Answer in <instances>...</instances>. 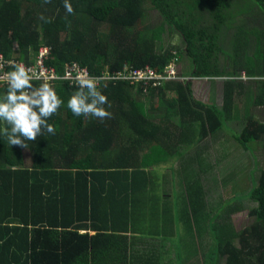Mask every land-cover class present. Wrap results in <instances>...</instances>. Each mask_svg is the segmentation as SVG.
Listing matches in <instances>:
<instances>
[{
	"label": "trees",
	"instance_id": "1",
	"mask_svg": "<svg viewBox=\"0 0 264 264\" xmlns=\"http://www.w3.org/2000/svg\"><path fill=\"white\" fill-rule=\"evenodd\" d=\"M71 3L73 15L63 0H0L3 72L47 47L44 65L60 75L76 64L115 77L101 87L104 120L73 115L76 85L53 83L64 105L48 121L55 134L29 142V165L0 135V264H264V121L253 112L264 109V0ZM151 9L161 22L139 27ZM173 63L191 66L178 78L225 79L222 109L197 102L186 81L135 78L147 67L167 76ZM235 119L237 133L226 130ZM224 144L220 161L212 152ZM211 158L224 166L218 197L199 175L213 177ZM164 180L173 196L160 211ZM246 212L237 231L231 216Z\"/></svg>",
	"mask_w": 264,
	"mask_h": 264
},
{
	"label": "clouds",
	"instance_id": "2",
	"mask_svg": "<svg viewBox=\"0 0 264 264\" xmlns=\"http://www.w3.org/2000/svg\"><path fill=\"white\" fill-rule=\"evenodd\" d=\"M52 0H44L45 4ZM66 13L73 15L74 8L71 0H63ZM45 23H51L50 18L42 14L39 17ZM3 57H0V61ZM5 63L13 70L0 75V82L6 85V92L0 96V121L4 127L0 128V135L6 137L10 146H19L25 150L30 147L29 142L43 136L45 132L55 134L54 125L49 119L64 105V100L57 94L50 83L33 85L34 79H39L31 68L24 64L8 60ZM178 69L179 64L177 65ZM4 63H0V69ZM105 75H90L87 70H81L74 82L77 90L67 100V108L77 117H93L100 120L111 118L112 113L104 107L110 108L107 96L102 94L101 87L106 86Z\"/></svg>",
	"mask_w": 264,
	"mask_h": 264
},
{
	"label": "crops",
	"instance_id": "3",
	"mask_svg": "<svg viewBox=\"0 0 264 264\" xmlns=\"http://www.w3.org/2000/svg\"><path fill=\"white\" fill-rule=\"evenodd\" d=\"M185 66L186 65H184L182 68L180 67L178 69V71H180V70H181V72L184 70L190 71L191 66L187 65L188 66L187 69H185ZM184 73H185V71H184ZM185 75L187 77H179V78L177 77L175 79H170L168 81L177 80V79L182 80V81H186L187 83L191 84L192 94L194 96V99L197 102H200L202 104H207L210 106L213 105L216 108L222 109V107H223V105H222V103H223L222 102V88H223V80H225V79H223V78H214V79H212V78H192L191 76H188L190 74H185ZM155 88H157V87H155ZM173 95H174L173 93L168 94L169 98H170V96H173ZM224 121H225L224 124L227 127L226 130L231 129L230 131L237 133L238 126H240V124L238 122H236V121H238L237 119L231 120L228 122H226V120H224ZM206 140L209 141L210 139L206 138ZM238 147H239V143H237L236 149ZM256 148H257V150L262 149L261 146H259V145H257ZM226 152H227V148H226V144H224L218 150L213 151L212 156L214 154L218 155V159L221 161V155L226 153ZM240 152H241V148H240ZM263 152H264V149H263ZM213 160H215V159L211 158L208 160L210 162V164L211 163L213 164V173H212L213 177H211L209 174L210 170L208 172H206L205 174L200 172L199 175H200V178L203 179L207 185L210 184L211 186L214 187L215 190L212 191V193L219 192L218 195H216V197H218L221 193L220 169L224 168V166L222 167V166L216 164ZM236 160H238V159H236ZM238 162H239V164H238ZM223 163L225 164V162H223ZM235 163L242 166L243 161H237ZM229 166L230 167L228 169H232V168L236 169L233 164L229 165ZM164 167L165 166H162V169H163L162 173L166 174V172L164 171ZM243 167H244V165H243ZM195 170L197 171L198 169H195ZM163 174H162V177L164 179ZM236 174L238 177L232 176L234 184H235V181H238L240 178L238 173H236ZM215 178H216V180H215ZM180 184H182L181 181H180ZM182 186H183V184H182ZM168 188H170V187L167 184H165V180L162 182V184H159L156 186L155 194L158 196V202H159L158 208L160 211L162 210V204L165 203L164 201H167L169 198H171L173 196V190L171 191V189H173V187H171L170 189H168ZM224 193H221V194H224ZM155 201L157 202V199ZM159 210H157V211L159 212ZM202 233H204V232H202ZM204 256H205V254H204Z\"/></svg>",
	"mask_w": 264,
	"mask_h": 264
},
{
	"label": "built area",
	"instance_id": "4",
	"mask_svg": "<svg viewBox=\"0 0 264 264\" xmlns=\"http://www.w3.org/2000/svg\"><path fill=\"white\" fill-rule=\"evenodd\" d=\"M41 48V47H40ZM39 48V49H40ZM49 50L47 47H43V49L38 50V53L34 56V63L29 66L28 68L32 69V72L39 77V79H34L36 81L40 82H47V83H55L58 81H67L70 84H74V77L81 71V70H87L86 68H80L76 64H72L68 67H65V73L64 74H58L57 71L53 67H48L44 65V61L47 60ZM1 63H3L1 61ZM176 64L173 63L167 70V76H159L157 75L151 68H145L140 71H136L135 78L139 80H144V84L151 83L152 86L158 87L162 84L163 81H168L170 79L177 78V71L178 68H176ZM3 69H0V75H2ZM88 72V71H87ZM119 74V73H118ZM102 75H105L108 77L104 82L113 81L115 80L114 76H109L107 73H104ZM120 75V74H119ZM117 78V77H116ZM2 83V82H0ZM145 86V85H144Z\"/></svg>",
	"mask_w": 264,
	"mask_h": 264
},
{
	"label": "rangeland",
	"instance_id": "5",
	"mask_svg": "<svg viewBox=\"0 0 264 264\" xmlns=\"http://www.w3.org/2000/svg\"><path fill=\"white\" fill-rule=\"evenodd\" d=\"M148 16H150V21L149 22H146L145 20H143V21H140L139 23H138V26L139 27H142V28H144V26H146V24H151L153 21H157V22H161V17L159 16V14H158V11L157 10H149V13L147 14V17H146V19H148ZM149 20V19H148ZM177 41L179 42V38L177 37V36H175L174 38H173V42L174 43H177ZM15 49H16V46H15ZM40 49H43V47H41ZM40 49H38V50H40ZM48 55V54H47ZM176 60H179V58H176ZM185 65V63L183 64V63H181V68L183 67ZM68 66H70V65H68ZM68 66H66V67H68ZM176 68H178V66H176ZM244 79H247V78H244ZM51 85H53V83H50ZM253 112H254V115H255V117L258 119V120H260V121H264V109H253ZM207 141V140H206ZM251 145H253V144H251ZM256 155H257V161H258V163H259V167H261V168H264V152H259V150H257L256 151ZM24 160H25V163H26V165H29V153H28V151L27 150H24ZM252 206V204L250 205V207ZM224 215H226V214H224ZM245 216H248V212H246V213H243V214H240V215H238L237 216V218H235L234 216H231L232 217V219L235 221V223H236V230L237 231H240V230H242L243 228L239 225L240 224V221L242 220V219H244L245 218ZM179 240H178V238H176L175 239V242H178ZM205 256H204V260H205ZM208 261V259H206L205 261H204V263L205 262H207Z\"/></svg>",
	"mask_w": 264,
	"mask_h": 264
}]
</instances>
